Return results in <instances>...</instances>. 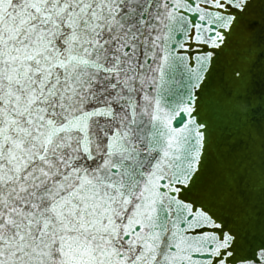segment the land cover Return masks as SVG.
Wrapping results in <instances>:
<instances>
[{
	"label": "snow or ice",
	"instance_id": "6c2138e0",
	"mask_svg": "<svg viewBox=\"0 0 264 264\" xmlns=\"http://www.w3.org/2000/svg\"><path fill=\"white\" fill-rule=\"evenodd\" d=\"M0 264H264V0H0Z\"/></svg>",
	"mask_w": 264,
	"mask_h": 264
}]
</instances>
